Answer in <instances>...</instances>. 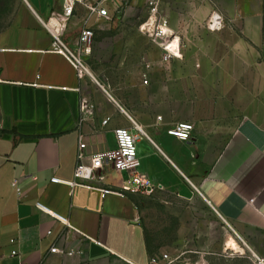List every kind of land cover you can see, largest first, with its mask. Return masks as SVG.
Returning <instances> with one entry per match:
<instances>
[{"label":"crops","instance_id":"obj_1","mask_svg":"<svg viewBox=\"0 0 264 264\" xmlns=\"http://www.w3.org/2000/svg\"><path fill=\"white\" fill-rule=\"evenodd\" d=\"M167 2L168 28L180 41V58L169 62L144 47L141 32L108 29L78 75L51 51L62 0H20L0 29V264H148L162 254L150 196L103 198L67 184L79 136L90 154L113 150L116 128L139 137L138 170L163 187L159 194L199 200L264 260V0ZM120 3L105 4L113 23L121 22ZM214 11L224 27L211 32ZM88 16L76 6L66 45L77 44L84 26L95 28ZM101 55L114 63L99 67ZM83 100L94 114L80 122ZM178 123L193 125L190 141L167 134ZM106 172L104 187L121 189L126 174Z\"/></svg>","mask_w":264,"mask_h":264},{"label":"built area","instance_id":"obj_2","mask_svg":"<svg viewBox=\"0 0 264 264\" xmlns=\"http://www.w3.org/2000/svg\"><path fill=\"white\" fill-rule=\"evenodd\" d=\"M64 3L63 11L60 14H53L56 20V25H53L49 31L52 36L51 51L62 55L77 71L78 75L87 72V67L82 61V55L90 53V44L94 37V30L84 26L81 29L77 44L74 46L75 52H72L66 45L62 36L66 31L68 22L73 16L77 5H82L88 12L89 16L84 23L92 17H96L97 22L109 23L110 17L105 4L110 0H62ZM163 0H145L149 10V18L141 27V32H145L154 43H157L162 51V61L169 62L171 59L180 58V41L174 37L168 28V21L159 15L160 5ZM206 27L211 32L220 31L224 27V21L218 11H214L206 22ZM144 84L147 81L144 80ZM82 122L87 117H92L94 114V106L86 100H83L80 105ZM160 120V118H158ZM109 119L102 122L105 126ZM194 127L190 123H178L169 128L166 132L169 136L178 139L181 142H188L191 139ZM116 147L113 150L97 152L90 154L87 152L86 144L83 136L78 138V148L76 152V168L73 175V180L67 183L70 187H83L86 189L97 190L104 198L107 195H116L125 197L126 194L152 196L163 191L161 185L153 184L145 173L138 170L139 162L137 160L136 143L138 136H135L130 129L116 128L113 131ZM141 137V135H139ZM106 169L114 173H125L126 180L123 187L119 190L104 187L106 182ZM52 183H61L58 179H52ZM14 181L13 185L16 186ZM39 211L49 214L54 219L62 222L69 227L65 219L50 212L40 204H37ZM57 248H52L50 253H57ZM16 253L14 252L13 255ZM73 251L67 252V255H73ZM259 264H264L263 259L256 258ZM173 260L170 255L162 253L150 258L148 264H172Z\"/></svg>","mask_w":264,"mask_h":264},{"label":"rangeland","instance_id":"obj_3","mask_svg":"<svg viewBox=\"0 0 264 264\" xmlns=\"http://www.w3.org/2000/svg\"><path fill=\"white\" fill-rule=\"evenodd\" d=\"M119 1L121 2V22L119 24L113 23V19L109 23L97 22L93 29L94 37L90 48L96 41V37L101 36L104 30H136L141 32V27L149 18V10L145 0ZM19 2L20 0H5L6 10L0 13V29L8 24L11 14ZM169 12V3L167 0H163L159 15L166 19ZM141 33L144 39V47L153 45L159 48L157 43H154L145 32ZM68 48L75 52L76 48L70 45ZM104 51L101 49V53ZM105 52V57L108 58L109 48ZM88 55L90 53L82 55V61L86 67ZM101 59L99 67L109 66L114 63L115 56H111V63H105L102 55ZM100 70L97 71L103 73V70ZM105 73L108 74L109 72L106 71ZM98 79L100 82L103 81L101 76ZM107 88L110 89V87ZM150 197L149 205L151 213H153L150 224L155 227L159 237V253L170 255L175 260L172 264H259L256 257H260V253L254 251L250 245L246 246L236 235L232 234L229 228L199 200L180 201L173 196H170L169 199L165 194L159 193ZM169 200L170 207L167 205ZM229 238L235 241V246H228L227 248V242H230ZM253 251L256 253L253 254Z\"/></svg>","mask_w":264,"mask_h":264},{"label":"trees","instance_id":"obj_4","mask_svg":"<svg viewBox=\"0 0 264 264\" xmlns=\"http://www.w3.org/2000/svg\"><path fill=\"white\" fill-rule=\"evenodd\" d=\"M6 10L5 0H0V13Z\"/></svg>","mask_w":264,"mask_h":264},{"label":"bare ground","instance_id":"obj_5","mask_svg":"<svg viewBox=\"0 0 264 264\" xmlns=\"http://www.w3.org/2000/svg\"><path fill=\"white\" fill-rule=\"evenodd\" d=\"M227 246H235V243H234V241L233 240H230V242L228 243V245Z\"/></svg>","mask_w":264,"mask_h":264}]
</instances>
